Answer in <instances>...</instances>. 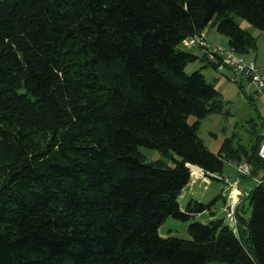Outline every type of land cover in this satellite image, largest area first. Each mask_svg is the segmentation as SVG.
I'll list each match as a JSON object with an SVG mask.
<instances>
[{
  "label": "trees",
  "instance_id": "1",
  "mask_svg": "<svg viewBox=\"0 0 264 264\" xmlns=\"http://www.w3.org/2000/svg\"><path fill=\"white\" fill-rule=\"evenodd\" d=\"M235 17L264 31V0H0V264H264V179L237 205L236 231L197 220L215 200L178 202L188 165L264 172V134L205 146L200 120L223 100L179 48L214 26L254 52ZM168 217L190 239L161 237Z\"/></svg>",
  "mask_w": 264,
  "mask_h": 264
},
{
  "label": "rangeland",
  "instance_id": "2",
  "mask_svg": "<svg viewBox=\"0 0 264 264\" xmlns=\"http://www.w3.org/2000/svg\"><path fill=\"white\" fill-rule=\"evenodd\" d=\"M234 21L241 29L248 32L255 39L256 50L243 57L254 60L259 70L264 73V31L253 27L240 17H235ZM208 28L209 39H213L216 37L215 35L223 38L221 42H210L211 44L227 45V38L224 35L219 34L216 27L209 26ZM179 48L199 57L196 61L187 64L185 72L192 73L197 70L200 71L206 81L215 86L223 100L221 112L211 113L200 120L198 134L205 146L210 152L215 153L219 150L221 144L226 138H232L234 147L239 144L245 145L248 148L250 131H257L258 134H264V125H261V122L264 121V90L256 92L254 85L250 83L246 77L234 79V77L227 71H216L209 66L203 52L199 49L187 48L182 44ZM194 121L195 117L189 116L188 122L193 123ZM138 152L143 156L145 162L164 160L168 165H172L171 157H166L155 148L139 146ZM172 156L175 159H178L173 153ZM221 175L223 177L229 176L232 179L239 180V182L241 179L236 165L228 161L223 163V171ZM189 182L196 183L199 188H195L197 194L193 197L194 200L201 201L205 204L215 200L214 207L212 208L214 216L216 218H224L223 213L221 212L222 199L218 198L217 194L219 183L216 181L212 182L211 180H208V182L196 181V179L193 178ZM245 182L247 185L245 188L247 189H249V186L253 187L255 184L253 180ZM189 199L179 197V205H187ZM244 203L247 206V201H244ZM197 220L205 224L209 220V215L207 213L202 214ZM188 224L189 222L186 223L168 217L160 226L159 234L161 237L175 236L183 239H190L187 232ZM234 227H237V223Z\"/></svg>",
  "mask_w": 264,
  "mask_h": 264
},
{
  "label": "built area",
  "instance_id": "3",
  "mask_svg": "<svg viewBox=\"0 0 264 264\" xmlns=\"http://www.w3.org/2000/svg\"><path fill=\"white\" fill-rule=\"evenodd\" d=\"M185 46L195 47L201 50L207 63L214 67L218 72L227 70L235 78L246 77L250 83L255 87L256 92L264 90V73L259 70L256 63L252 59H246L241 55H238L232 48L222 46L219 44H211L207 40L205 30L199 32L183 41ZM258 156L264 160V142L261 143L258 149ZM237 171L241 176L250 175V167L245 163L234 164ZM195 169L197 173L192 172ZM193 179L208 182V180H215L221 182V195L225 197V201L222 205V211L224 213V220L226 224L236 231L235 224L236 218V206L240 199L248 194V191L241 192L239 190V180H234L231 177H223L209 172H204L198 167H189ZM264 172L262 177L253 178L256 184H260L264 179Z\"/></svg>",
  "mask_w": 264,
  "mask_h": 264
},
{
  "label": "crops",
  "instance_id": "4",
  "mask_svg": "<svg viewBox=\"0 0 264 264\" xmlns=\"http://www.w3.org/2000/svg\"><path fill=\"white\" fill-rule=\"evenodd\" d=\"M205 32H206V36H207V40L209 41V42H211V43H219V42H221L222 41V37L221 36H218V35H215L216 37H214L213 39H209V28H207L206 30H205ZM214 32V31H213ZM227 43V42H226ZM183 46H185V44L184 43H181ZM180 44V45H181ZM179 45V46H180ZM225 46H227V45H225ZM185 47H187V48H195V47H188V46H185ZM196 49H198V48H196ZM199 52V51H198ZM225 72V71H224ZM228 72V71H227ZM240 179V178H239ZM235 180V179H234ZM217 182V181H216ZM219 184H218V188H217V191H218V196H219V194L221 193V182H218ZM241 183V184H240ZM255 183V182H254ZM256 184V183H255ZM239 185H240V187H239V190L241 191V192H245V191H248L249 189H251L252 187H250L249 186V189H247V188H245V186H247L246 185V182L245 181H243V180H241L240 179V182H239ZM195 188L196 189H199L198 187H197V185H196V183H188L186 186H185V188L182 190V193H181V195H180V198L182 197L183 199H189V200H194V198L193 197H195L196 196V190H195ZM188 200V201H189ZM197 201V200H196ZM198 202H201V201H198ZM223 202V201H222ZM223 205V204H222ZM181 208H183L184 206H180ZM221 212L223 213V211H222V209H221ZM205 213H207L208 215H209V219H212V218H216L215 216H210V214L208 213V212H204V213H202V214H205ZM212 213V212H211ZM223 216H224V213H223ZM160 235V234H159Z\"/></svg>",
  "mask_w": 264,
  "mask_h": 264
},
{
  "label": "bare ground",
  "instance_id": "5",
  "mask_svg": "<svg viewBox=\"0 0 264 264\" xmlns=\"http://www.w3.org/2000/svg\"><path fill=\"white\" fill-rule=\"evenodd\" d=\"M192 172H193V174H194V173H197L196 170H195L194 168H193V171H192ZM190 180H192L191 172H190ZM196 181H201V180H196ZM240 200H241V199H240ZM239 202H240V201H239ZM238 204H239V203H238ZM236 208H237V206H236ZM235 211H236V210H235ZM198 218H200V215L198 216Z\"/></svg>",
  "mask_w": 264,
  "mask_h": 264
},
{
  "label": "clouds",
  "instance_id": "6",
  "mask_svg": "<svg viewBox=\"0 0 264 264\" xmlns=\"http://www.w3.org/2000/svg\"><path fill=\"white\" fill-rule=\"evenodd\" d=\"M183 43V42H182ZM201 51V50H200ZM212 67V66H211ZM213 69H214V67H213ZM225 71H227V70H225ZM224 72V71H223ZM230 73V72H229ZM192 166V165H191ZM222 176V175H221ZM213 181H215V180H213Z\"/></svg>",
  "mask_w": 264,
  "mask_h": 264
},
{
  "label": "water",
  "instance_id": "7",
  "mask_svg": "<svg viewBox=\"0 0 264 264\" xmlns=\"http://www.w3.org/2000/svg\"><path fill=\"white\" fill-rule=\"evenodd\" d=\"M189 167L191 166V165H188Z\"/></svg>",
  "mask_w": 264,
  "mask_h": 264
}]
</instances>
